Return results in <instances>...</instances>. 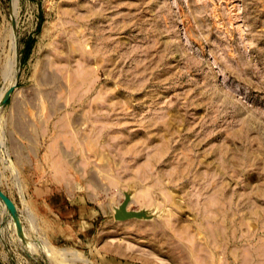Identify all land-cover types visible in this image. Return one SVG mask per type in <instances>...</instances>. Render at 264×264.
Listing matches in <instances>:
<instances>
[{"label":"rangeland","instance_id":"obj_1","mask_svg":"<svg viewBox=\"0 0 264 264\" xmlns=\"http://www.w3.org/2000/svg\"><path fill=\"white\" fill-rule=\"evenodd\" d=\"M0 192V264H264V0H0Z\"/></svg>","mask_w":264,"mask_h":264},{"label":"water","instance_id":"obj_2","mask_svg":"<svg viewBox=\"0 0 264 264\" xmlns=\"http://www.w3.org/2000/svg\"><path fill=\"white\" fill-rule=\"evenodd\" d=\"M12 4V2H11ZM14 87H10L8 90H6V92L3 93V98H6L8 97L11 92L13 91ZM0 200L8 206V200L6 199V197L0 192ZM133 215L132 214H129L125 211L124 208H120L119 210H117L115 212V219L118 220V221H123V220H127V219H130L132 218Z\"/></svg>","mask_w":264,"mask_h":264},{"label":"crops","instance_id":"obj_3","mask_svg":"<svg viewBox=\"0 0 264 264\" xmlns=\"http://www.w3.org/2000/svg\"><path fill=\"white\" fill-rule=\"evenodd\" d=\"M54 195H53V193H50L49 195H48V200H52V197H53ZM58 210V212H59V214H62V215H64V217H73V215H74V207H73V205L72 204H68V202L67 203H62V205H60V208L59 209H57ZM82 216L85 218L86 217V215H83L82 214Z\"/></svg>","mask_w":264,"mask_h":264}]
</instances>
